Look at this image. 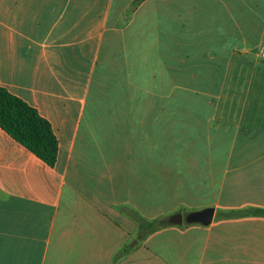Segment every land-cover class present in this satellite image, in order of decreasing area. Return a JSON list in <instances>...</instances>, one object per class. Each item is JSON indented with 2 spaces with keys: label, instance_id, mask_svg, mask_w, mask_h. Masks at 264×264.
Masks as SVG:
<instances>
[{
  "label": "crops",
  "instance_id": "0c3cea01",
  "mask_svg": "<svg viewBox=\"0 0 264 264\" xmlns=\"http://www.w3.org/2000/svg\"><path fill=\"white\" fill-rule=\"evenodd\" d=\"M132 1L0 0V86L58 141L49 166L0 128V264H264V0ZM178 206L213 220L136 243Z\"/></svg>",
  "mask_w": 264,
  "mask_h": 264
},
{
  "label": "trees",
  "instance_id": "16d2710c",
  "mask_svg": "<svg viewBox=\"0 0 264 264\" xmlns=\"http://www.w3.org/2000/svg\"><path fill=\"white\" fill-rule=\"evenodd\" d=\"M144 0H133L134 8ZM0 128L47 165L56 161L58 141L50 123L38 111L0 86ZM241 214V210L233 211ZM241 212V213H240ZM245 214L264 216V208H247ZM136 243L157 229L170 225L167 219L137 216Z\"/></svg>",
  "mask_w": 264,
  "mask_h": 264
},
{
  "label": "rangeland",
  "instance_id": "374dc122",
  "mask_svg": "<svg viewBox=\"0 0 264 264\" xmlns=\"http://www.w3.org/2000/svg\"><path fill=\"white\" fill-rule=\"evenodd\" d=\"M256 52H257L256 53L257 55L264 57V46L260 47L258 50H256ZM253 53H255V52H253ZM253 59L254 58H242V55L241 56H235L234 58H232V60L230 62V69L227 73V78H226V81H227L226 93H225L224 97H226L227 101H230V99H239L241 88H240V82H238V78H239V76L245 75V74H242V63L247 64V62H250ZM171 93H172L171 90H168V95H171ZM219 108H220V110L218 111L219 114L217 116V118H219V119L217 122L220 123V122H222V121H220V120H222V118L233 116V114L231 115L230 111H227V109H230L233 112L235 111L234 112V114H235L237 112L238 106L230 104L227 106L221 105ZM223 108H225V109L223 110ZM175 128H176V126L174 124V120L168 121V132L174 131ZM170 139L171 138L168 137L169 142H170ZM175 211L182 213V215L184 216L190 210L186 209V207H184V206H178V208H176ZM172 213H174V212H167L166 216H164L162 218V220L166 219L165 217H168ZM185 224L186 223L183 220L182 225H185Z\"/></svg>",
  "mask_w": 264,
  "mask_h": 264
},
{
  "label": "water",
  "instance_id": "95a60500",
  "mask_svg": "<svg viewBox=\"0 0 264 264\" xmlns=\"http://www.w3.org/2000/svg\"><path fill=\"white\" fill-rule=\"evenodd\" d=\"M214 216V207L206 206L200 209L191 210L184 216L180 212H175L167 217V222L174 225L182 224L183 220L187 224H201L207 226L211 223Z\"/></svg>",
  "mask_w": 264,
  "mask_h": 264
}]
</instances>
